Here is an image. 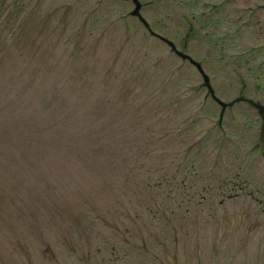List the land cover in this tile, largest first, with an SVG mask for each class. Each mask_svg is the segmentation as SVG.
<instances>
[{
    "label": "rangeland",
    "instance_id": "374dc122",
    "mask_svg": "<svg viewBox=\"0 0 264 264\" xmlns=\"http://www.w3.org/2000/svg\"><path fill=\"white\" fill-rule=\"evenodd\" d=\"M0 264H264V0H0Z\"/></svg>",
    "mask_w": 264,
    "mask_h": 264
},
{
    "label": "trees",
    "instance_id": "16d2710c",
    "mask_svg": "<svg viewBox=\"0 0 264 264\" xmlns=\"http://www.w3.org/2000/svg\"><path fill=\"white\" fill-rule=\"evenodd\" d=\"M75 117V115H74ZM96 122V120L93 119H89L87 125H90L92 123V127L90 129H86V130H81L78 131L75 135H74V140H71L70 143H68V140L65 138L64 134L61 133L62 135V140L65 142L62 143H55L54 147L55 150L52 151L53 153L57 154L60 159L65 158V157H71L74 161H76L77 159H80L81 157L85 158L88 157L91 153L89 151H86L87 149L91 148H96V127H94V123ZM33 128V127H32ZM39 127L34 128L33 132H32V136L31 134L26 136V138H24V136H22V132L20 130H18L19 133V137L20 139H26L27 141H30L32 139V141L34 142L35 145L39 144V139H38V132H39ZM56 132L60 133V130L58 128H56ZM54 138V137H52ZM110 147V144H108ZM108 145L106 148H108ZM89 146V147H88ZM101 146H103V143L101 142ZM123 147V146H121ZM125 147H127V144H125ZM101 148V147H100ZM104 148V149H106ZM38 149H42L41 147H38ZM104 149H100L101 151H103ZM94 150V149H93ZM136 153L141 154V147L138 145L137 148L135 149ZM48 151V150H47ZM126 148L121 149V153H122V157L123 154H126ZM113 149L111 148V153L109 151H104L105 154H110L108 161L109 162H114V154H112ZM96 156V150L94 152H92V154L90 155V157H95ZM127 165L129 168H131L130 163L129 164H124ZM52 167V165H50ZM58 166H64L62 164H59ZM58 166L56 168H54L55 171H57L59 168ZM77 168L78 167H74ZM60 170V169H59ZM84 184V186H83ZM81 184L80 188L81 190H79V194H85L88 193L89 191L93 190V191H101L104 190L103 188H99L98 185H96V174L94 175V179H85L84 183ZM146 185L148 183V181L145 183ZM97 187V188H96ZM118 198H115V200L113 201H104L106 203V205H110L112 204V202H115L117 204H119ZM108 210L110 207H107ZM115 217L117 219L120 218V214L117 212V214L115 215Z\"/></svg>",
    "mask_w": 264,
    "mask_h": 264
}]
</instances>
